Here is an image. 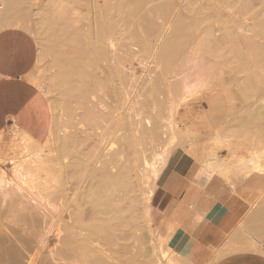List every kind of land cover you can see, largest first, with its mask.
Masks as SVG:
<instances>
[{"label": "bare ground", "instance_id": "bare-ground-1", "mask_svg": "<svg viewBox=\"0 0 264 264\" xmlns=\"http://www.w3.org/2000/svg\"><path fill=\"white\" fill-rule=\"evenodd\" d=\"M28 2L0 0V32L13 28L33 38L39 37H36L41 44L38 57L48 50L56 51L61 69L57 77H64L67 82L61 92V102L56 104L58 107L50 105L49 134L44 143L35 145L37 151L31 154L37 159L34 167L56 182L52 189L56 195L63 193L68 180L65 168L55 165L57 155L84 167L77 176L82 183L80 193L76 194L82 196V201L77 203L76 217L61 236V253L79 264H115L111 251L106 253V260L95 254L100 248L97 243L103 241L107 248H121L127 264H146L149 255L146 223L150 219L147 214L156 179L170 153L176 147L189 144L190 134L182 133L176 126L174 129L173 125L180 136L176 137L175 132L169 134L168 146H171L163 149L158 165L155 162L150 165L153 182H149L146 170L140 165L144 163L142 156L149 148V140H158L156 129L154 125L145 126L142 119L131 122L121 118L112 125L117 104L116 80L123 81L131 75L130 64L139 56L163 62L161 74L174 73L179 75V81L165 85L170 92L166 91L167 96L158 84H152L148 99L157 104L155 114L164 108L165 101H168L167 111L174 112L181 94H189L200 77H204L207 85H215L212 83L215 73L201 64V57L221 59L227 66L244 73L242 77L239 73L235 87L246 107L236 119L251 132L252 127L264 123V13L257 16L253 29L239 34L234 28L237 21L223 22L222 8L233 3L240 6L241 12H246L257 0H83L85 13L81 10V0H50L42 12L41 23L37 24L31 23L32 8ZM178 3L183 9L177 7ZM61 33L66 37L64 41ZM196 40L200 42L197 45ZM222 85L223 82L217 83L213 90ZM257 97L263 101L256 103ZM232 104L231 99L224 121L228 124L235 120ZM76 125L82 126L78 130L85 142L66 132V127L73 129ZM261 132L264 143V131ZM135 167H139L140 180L132 177ZM235 168L239 173L241 165ZM229 172L234 170L223 164L205 166L206 177L214 173L225 176ZM18 173L14 168L15 177L26 176L24 172L22 176ZM5 183V173L0 170V187ZM142 183L145 189L140 187ZM259 215L255 214L257 218ZM261 229L255 230V234L263 236ZM12 231L0 228V264H34L32 234ZM237 236H230L229 243L232 240L234 243ZM247 245L252 246L250 242ZM258 249L264 255V250Z\"/></svg>", "mask_w": 264, "mask_h": 264}, {"label": "rangeland", "instance_id": "rangeland-1", "mask_svg": "<svg viewBox=\"0 0 264 264\" xmlns=\"http://www.w3.org/2000/svg\"><path fill=\"white\" fill-rule=\"evenodd\" d=\"M49 2L50 0H29L27 5L32 8L31 23H41L42 12ZM84 4L83 2L81 7L82 13H85L87 9ZM198 6V4L193 5L196 10L199 9ZM177 7L183 9L180 3L177 4ZM263 13L264 0H257V2L251 3L247 7L246 12H241L240 6L233 3L222 8L223 22L227 24L231 20L237 21L234 28L239 34L253 29L257 16ZM184 15L187 16L186 13ZM62 33H64V30ZM62 33L61 39L64 41L66 37ZM36 37L34 38L37 42L38 52H40V40L38 41L40 38L37 37L38 39H36ZM195 43L197 45L200 42L196 40ZM134 47L139 48L140 45ZM56 56V51L48 50L41 57H38L32 72L34 84L44 94L52 107L53 104L56 106L58 101L59 103L61 102V92L67 85L64 77H60V79L57 77L61 69L60 63L56 61ZM143 56H139L140 59L137 57L136 61L131 62L130 69L132 73L128 78L123 81L120 79L116 80L117 104L115 105V118L112 121V125H116L121 118H126L131 122L142 119L144 125L148 128L155 126L158 140H149V148L143 152L142 156L144 157V163L140 165L146 170L149 182H153L152 173L149 172L150 165L154 164V162L158 165V157L162 154L163 149L171 146V144L168 146L169 134H175L176 137L180 136L179 132L177 134L179 130H173V125L174 129L176 126L182 133L188 132L190 134V136L188 135L190 142L188 145L184 144L183 147H176L170 153L169 160L176 152H184L193 158L195 170L202 176L204 175L203 169L209 164H223L231 167L234 172L225 174L224 178L226 176L241 178L252 171L264 172V143L261 141L263 140L261 131H264V123L256 125L254 129L252 127L253 131L248 132V129L241 125L240 120L236 119L246 107V104L238 96L235 87L236 82L240 79L238 78L239 73H241L239 69L227 66L221 59L207 55L202 56L201 64L215 74L217 73V75L214 74L212 83L216 85L223 82L222 87L225 90L221 86L213 90L215 85H207L204 77H200L198 82L195 83L197 85L191 89L189 94H181L180 99L173 108L174 112L167 111L168 101H165L163 104L164 108L155 114L154 109L155 107L157 108V104H153L148 99L152 84H158L159 88L164 90L167 96L166 91L168 90H166L167 88L165 89V85L178 82L180 77L170 72L161 74V67L164 66L163 62H156L151 57ZM240 75L242 77L244 73ZM237 78L238 80L236 81ZM228 91L231 93L229 94ZM168 93L170 92L168 91ZM218 96H224L226 100L228 98L229 105L232 99V115H234L235 120H231L232 122H229V124L227 122L223 123V119L225 118L226 120L229 111L225 112L227 105L218 108L219 110L223 108L222 110L225 112V115L221 116L217 121L218 123L212 122L208 117V115L215 113L214 102L218 99ZM254 101L258 103L262 102L263 99L257 97ZM54 109L56 108L54 107ZM154 120L156 123L153 122ZM171 122L172 124L170 125L169 123ZM167 124L172 127L168 126V128L173 131L168 130ZM76 126L73 129L66 127V132L83 140L84 135L78 130H81L82 126L78 125L77 129ZM171 132L175 133L171 134ZM182 133L180 132L181 135ZM193 133L194 136H191ZM185 134L187 137V133ZM182 136L185 135L183 134ZM160 142L163 144H160ZM90 144L88 142V149H90ZM36 148L38 147L29 146L25 143L20 132L9 131L0 134V170L5 173L6 180V183L0 187V228H10V230L20 235H26V232L32 234L31 244L33 246L34 264H79L80 262L76 263L71 258L63 257L60 250V239L65 233V227L72 223L76 217L77 203L82 201V196L76 193L78 191L80 193V184L82 183L78 182L77 176L84 167L78 166L66 156L57 155L55 165L65 168L68 180L63 187V193L56 195L52 191L56 182L49 180V177L43 171L35 168L37 159H34L35 157L31 154L37 151ZM47 159L46 161L49 160ZM134 159L135 156H132L133 161ZM239 165H241V168L240 172L237 173L235 172L237 170L235 167ZM165 166L160 170L158 178ZM14 168L19 172V175L22 176L21 172H24L26 176L15 177L13 175ZM138 168L135 167L133 171L132 177L134 180H140ZM217 177L221 178L223 176L217 175L211 181ZM140 187L142 189L146 188L143 183L140 184ZM153 192L150 199V209L147 214V219L149 216L150 219L146 223L147 230L149 229L147 231L149 255L146 264H187L172 248L170 249L168 238L162 229L160 213L156 211L155 206L152 204ZM13 222H17V224H13ZM97 244L100 246L95 253L98 257L106 260V253L112 252L115 264H127L121 248H107L103 241H99Z\"/></svg>", "mask_w": 264, "mask_h": 264}, {"label": "crops", "instance_id": "crops-1", "mask_svg": "<svg viewBox=\"0 0 264 264\" xmlns=\"http://www.w3.org/2000/svg\"><path fill=\"white\" fill-rule=\"evenodd\" d=\"M37 59L38 46L30 34L13 28L0 32V134L20 132L29 146L46 140L52 118L48 100L32 79ZM217 98L215 113L208 115L214 123L229 110L228 98ZM226 105L225 112L218 109ZM203 174L191 156L176 152L157 179L152 204L170 249L187 264H264L258 253L259 247L264 250V235L254 232L264 226L259 213L264 212V172L213 181L221 175L206 177L205 169ZM234 234L237 239L230 244ZM249 242L252 246L246 247Z\"/></svg>", "mask_w": 264, "mask_h": 264}]
</instances>
